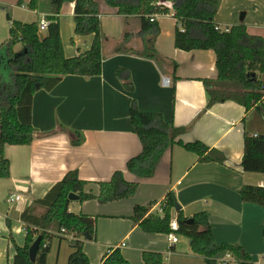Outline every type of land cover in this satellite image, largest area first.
Wrapping results in <instances>:
<instances>
[{
  "label": "crops",
  "instance_id": "obj_1",
  "mask_svg": "<svg viewBox=\"0 0 264 264\" xmlns=\"http://www.w3.org/2000/svg\"><path fill=\"white\" fill-rule=\"evenodd\" d=\"M20 1L24 4L19 5ZM29 1L0 0V44L8 38L4 36L9 28L4 7L9 8L12 19L27 23L39 24L50 13L49 0H36L35 9L28 8ZM95 2L104 35L100 74L65 75L51 89L35 91L32 141L4 146L9 177L0 178V264L12 263L13 243L24 244L20 213L70 170L88 182L84 190L93 195L99 192L98 183L108 181L115 171H122L126 181L138 184L128 198L106 203L96 199L70 202L69 211L96 217L95 239L82 242L90 264H101L113 249H118L129 264H145L143 251L164 254L166 264H206L202 256L190 251L187 237L171 243L167 234L146 233L130 219L136 205L152 203L149 212L155 211L169 191L185 217L206 213L215 243L240 245L253 264H264V207L240 196L244 185L264 188V173L242 168L244 135H264V118L254 108L246 111L231 100L206 107L208 93L202 79L217 77L215 53L211 49L176 48L178 23L171 13L156 14L158 33L153 49L159 60L155 61L139 53L148 38L141 33L138 16L120 15L106 0ZM73 10L72 2H64L59 12L60 38L67 58L88 50L93 40L92 34L74 33ZM214 21L221 29L243 24L249 34L264 39V0H218ZM44 35L39 33L40 38ZM17 45L21 44L13 50ZM20 48L14 52H21L22 45ZM119 68L121 76L130 79L132 89L118 75ZM162 77L169 79L168 85H163ZM131 106L157 113L165 123L184 128L175 140L200 141L220 151L225 161H201L195 153L173 144L162 154L153 176L139 178L128 172L126 162L141 151L129 119ZM77 137L81 142L73 145L71 141ZM11 194L20 195V199L3 209ZM52 239L46 264H68L73 251L71 237ZM214 258L216 262L239 264L227 251Z\"/></svg>",
  "mask_w": 264,
  "mask_h": 264
},
{
  "label": "trees",
  "instance_id": "obj_2",
  "mask_svg": "<svg viewBox=\"0 0 264 264\" xmlns=\"http://www.w3.org/2000/svg\"><path fill=\"white\" fill-rule=\"evenodd\" d=\"M156 1L106 0V3L115 7L120 15L139 17L141 33L148 38L147 45L139 53L155 61L159 60L153 49L158 26L149 19L152 14L171 13L178 23L174 35L176 48L184 51L211 49L215 53L217 77L202 79L208 93L206 107L231 100L242 105L246 111L254 108L264 118V80L257 78V72L264 70V39L249 34L243 24L227 27V31L217 29L214 16L218 0H171L173 12L156 6ZM64 2L74 4V33L93 35L88 50L69 58L63 53L59 27V12ZM18 4L24 3L20 1ZM26 5L35 9L37 1L30 0ZM4 9L9 28L8 38L0 44V66L7 69L6 79L0 74V178L9 177L4 146L27 145L33 139L35 129L31 123V105L34 92L41 88L51 89L65 75H99L101 42L104 38L95 0H49L50 13L45 17L47 27L43 38L39 36L38 23L14 20L9 8ZM17 43L22 45V51L15 56L13 47ZM173 66H176L175 63ZM117 72L126 80L125 86L132 89L130 79L121 76L122 69L119 68ZM129 119L133 132L140 140L141 151L126 162V170L139 178L153 176L162 154L173 144L195 153L201 161H225L220 151L200 141L183 143L175 140L185 129L165 123L157 113L141 112L131 106ZM80 142L78 137L71 141L73 145ZM242 168L244 171L264 173V135H244ZM87 183L78 177L75 170H70L43 197L35 199L23 209L19 218L23 223L24 244L18 246L13 243L15 252L11 264H46L54 236L71 237L69 244L73 251L68 256V264H90L82 250V242L95 239L96 217L69 211L71 200L68 195H77L78 201L96 199L99 203H106L133 196L138 184L126 181L122 171H115L108 181L99 182L97 195L84 190ZM240 196L243 201L264 207L263 187L244 185L240 189ZM159 205L162 207L161 214L149 212L152 203L136 205L130 219L146 233L168 235L171 232L169 223L174 215L179 226L175 234L187 237L190 251L202 256L206 264H216L214 257L221 251L235 255L239 264H253L250 255L240 245L215 243L205 212L194 214L191 217L193 222L187 223L188 218L181 209H176L178 204L171 191ZM262 235L264 240V221ZM38 236H41L40 246L35 260L30 261L28 248ZM141 257L145 264H166L165 255L159 252L143 251ZM101 264L129 263L118 249H113L104 256Z\"/></svg>",
  "mask_w": 264,
  "mask_h": 264
},
{
  "label": "built area",
  "instance_id": "obj_3",
  "mask_svg": "<svg viewBox=\"0 0 264 264\" xmlns=\"http://www.w3.org/2000/svg\"><path fill=\"white\" fill-rule=\"evenodd\" d=\"M156 6H159V7H165L167 8L168 10H171L173 11V8H172V2L171 1H166V0H157L156 1ZM156 19V14H152L150 16V22H154ZM46 27H47V22L45 20L41 21L39 23V26H38V30L39 32H41L42 30L45 31L46 30ZM217 29H221L219 26L216 27ZM223 30H226L227 31V28H224ZM162 83L163 85H168L169 84V79L167 77H162ZM256 136V134L254 135ZM20 199V195H15V194H11L8 198H7V202L8 203H13L17 200ZM155 211L158 213V214H161L162 213V207L158 204L155 208ZM178 222L176 220V217L173 215V217L171 218L170 220V223H169V228H170V233L167 235L168 236V239L171 243H175L177 241V236L175 234V232L178 230ZM64 233V229L61 230V234ZM122 245H124V243H122ZM110 253V252H108ZM106 253V254H108ZM217 264H230V262L228 260H221V261H218L216 262Z\"/></svg>",
  "mask_w": 264,
  "mask_h": 264
},
{
  "label": "water",
  "instance_id": "obj_4",
  "mask_svg": "<svg viewBox=\"0 0 264 264\" xmlns=\"http://www.w3.org/2000/svg\"><path fill=\"white\" fill-rule=\"evenodd\" d=\"M17 54H20V52L15 53V56ZM1 59H2V57L0 55V61H1ZM68 198L72 201V200H77L78 199V196L75 195V194H73V193H70L68 195ZM176 209H179V206L178 205L176 206ZM186 222L187 223H192L193 222V219L192 218H188L186 220ZM40 241H41V236H38V237H36V239L29 246V248H28V256H29L30 261H34L35 260L37 251H38L39 246H40Z\"/></svg>",
  "mask_w": 264,
  "mask_h": 264
},
{
  "label": "rangeland",
  "instance_id": "obj_5",
  "mask_svg": "<svg viewBox=\"0 0 264 264\" xmlns=\"http://www.w3.org/2000/svg\"><path fill=\"white\" fill-rule=\"evenodd\" d=\"M43 1H44V0H43ZM172 12H173V11H172ZM45 31H46V30H45ZM45 31L42 30L41 33H45ZM4 36H5V37L8 36V33L5 32V33H4ZM5 37H4V38H5ZM20 46H21V45H17V46L14 48V50H21V48L19 49ZM14 50H13V51H14ZM6 73H7V69H4V67L1 65V66H0V74L3 75V78H5V79L7 78V74H6ZM257 78H258V79H262V80H264V70H263L262 72H257ZM6 204H7V205L4 204V205L2 206L3 209H4V208H7L8 206L11 207V205H12V203H7V202H6ZM6 206H7V207H6ZM155 207H156V206H155ZM149 209H152V206H150ZM176 236H177V238H179V239H184V238H183V237H184L183 235H176ZM52 240H53V242H54V239H52ZM52 240H51V242H52ZM52 244H53V243H52ZM215 261H216V258H215ZM217 262H218V261H217ZM50 264H52V263H50ZM216 264H217V263H216ZM230 264H238V263L233 262V263H230Z\"/></svg>",
  "mask_w": 264,
  "mask_h": 264
}]
</instances>
